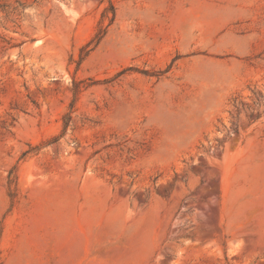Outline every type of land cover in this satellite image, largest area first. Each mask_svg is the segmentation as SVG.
Returning a JSON list of instances; mask_svg holds the SVG:
<instances>
[{"label": "rangeland", "instance_id": "374dc122", "mask_svg": "<svg viewBox=\"0 0 264 264\" xmlns=\"http://www.w3.org/2000/svg\"><path fill=\"white\" fill-rule=\"evenodd\" d=\"M0 264H264V0H0Z\"/></svg>", "mask_w": 264, "mask_h": 264}, {"label": "trees", "instance_id": "16d2710c", "mask_svg": "<svg viewBox=\"0 0 264 264\" xmlns=\"http://www.w3.org/2000/svg\"><path fill=\"white\" fill-rule=\"evenodd\" d=\"M102 22H101V26L96 34V43H99V41H101V39L105 36L106 34V29L107 27H109L113 21H114V18H115V10L113 8V6L110 4L109 5V8L105 9L102 13ZM104 21H108V24L107 26H103L102 23Z\"/></svg>", "mask_w": 264, "mask_h": 264}]
</instances>
